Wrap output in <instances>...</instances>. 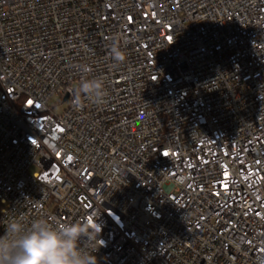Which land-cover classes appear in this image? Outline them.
<instances>
[{"label": "built area", "instance_id": "built-area-1", "mask_svg": "<svg viewBox=\"0 0 264 264\" xmlns=\"http://www.w3.org/2000/svg\"><path fill=\"white\" fill-rule=\"evenodd\" d=\"M36 219L97 264H259L264 0H0V236Z\"/></svg>", "mask_w": 264, "mask_h": 264}, {"label": "clouds", "instance_id": "clouds-1", "mask_svg": "<svg viewBox=\"0 0 264 264\" xmlns=\"http://www.w3.org/2000/svg\"><path fill=\"white\" fill-rule=\"evenodd\" d=\"M110 52L117 64L125 60L123 51L115 41ZM81 71L87 73L90 69L84 66ZM81 94L95 104L103 103V80H82L76 89L75 103L79 104ZM98 234L93 223L87 221L54 225L36 219L27 227L21 221H12L4 235L0 236V264H97V258L92 253L99 245L93 243L98 241ZM85 237L87 241L82 246ZM259 264H264V257L260 258Z\"/></svg>", "mask_w": 264, "mask_h": 264}, {"label": "rangeland", "instance_id": "rangeland-1", "mask_svg": "<svg viewBox=\"0 0 264 264\" xmlns=\"http://www.w3.org/2000/svg\"><path fill=\"white\" fill-rule=\"evenodd\" d=\"M56 100H52V103H54ZM57 111H60V108L59 109H57Z\"/></svg>", "mask_w": 264, "mask_h": 264}]
</instances>
